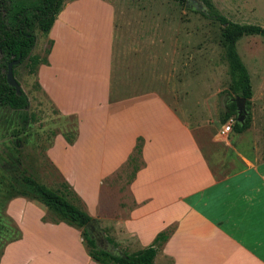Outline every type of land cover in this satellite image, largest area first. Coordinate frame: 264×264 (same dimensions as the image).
<instances>
[{
    "label": "crops",
    "instance_id": "0c3cea01",
    "mask_svg": "<svg viewBox=\"0 0 264 264\" xmlns=\"http://www.w3.org/2000/svg\"><path fill=\"white\" fill-rule=\"evenodd\" d=\"M129 31V21L105 0L67 2L48 33L49 65L39 70H53L55 86L69 87L73 107L60 94L57 110L91 135L73 163L89 166L85 182H105V207L91 216L108 245L128 254L173 227L153 264H264V92L260 106L251 99L249 128L223 130L212 139L223 144L211 148L158 92L111 97L116 54L148 46L143 61L162 62L147 28ZM173 55L167 49L171 67ZM37 74L41 90L52 95ZM25 199L20 234L6 244L0 264H99L81 228L43 221L45 211L32 215Z\"/></svg>",
    "mask_w": 264,
    "mask_h": 264
},
{
    "label": "rangeland",
    "instance_id": "374dc122",
    "mask_svg": "<svg viewBox=\"0 0 264 264\" xmlns=\"http://www.w3.org/2000/svg\"><path fill=\"white\" fill-rule=\"evenodd\" d=\"M70 1L73 0H65L64 4ZM209 1L233 22L264 28V0ZM105 2L118 17L129 21L132 32H127L128 35L135 36L137 30L141 32L147 28L152 38H157L151 48L157 49L162 61L157 65L143 61L148 57L145 55L150 51L148 46L140 45L138 49H124L121 55L116 54L111 97L118 99L137 93L158 92L178 110L197 138L202 133L211 148L215 145L221 147L220 140L214 142L212 139L219 137L225 129L228 122L224 121L226 105L235 94L225 59L223 28L205 15L208 7L204 0H187L185 4L173 0ZM36 35L32 58L17 67L15 76L29 97L30 107L24 113L8 106L0 107V257L6 244L20 234L17 218L21 220L23 213L26 214L27 197L20 196L23 195V177L29 176L47 185L89 215L97 214L105 207V182H85L84 174L89 166L83 159L82 165L73 164L84 152L81 143L90 140L91 135L80 132L71 116L63 120L59 114L60 101L55 102V97L59 98L61 94L64 97L62 104L70 107L72 95L69 98L70 94L66 93L69 87L60 89L55 86L53 70L39 71L51 39L48 40V33L42 31L39 24ZM167 49L174 53L172 67L165 59ZM236 49L251 76L254 101L260 106L264 92V37L244 36L237 42ZM38 72L52 95L41 90ZM27 199L32 215L45 211L43 221L44 218L55 220L46 206L30 197ZM102 237L105 239L104 233ZM108 247L116 249L113 245Z\"/></svg>",
    "mask_w": 264,
    "mask_h": 264
},
{
    "label": "trees",
    "instance_id": "16d2710c",
    "mask_svg": "<svg viewBox=\"0 0 264 264\" xmlns=\"http://www.w3.org/2000/svg\"><path fill=\"white\" fill-rule=\"evenodd\" d=\"M65 0H0V107L8 106L12 110L24 113L30 107L28 95L21 89H16L7 82L8 64L20 59L18 65L14 66V75L17 67L32 56V51L37 42L36 27L49 33L57 16L64 6ZM185 4L187 0H173ZM208 7L207 17L219 22L223 28L222 37L225 43V59L228 62L231 88L235 98L228 102L224 114V121L235 119L232 131L244 132L251 125V99L253 89L249 71L237 52V42L248 35H260L264 37V28L256 24H242L229 20L220 14L209 0H204ZM53 41L48 42L45 57L42 59L44 65H49L48 56L51 53ZM32 58V57H31ZM37 62V61H36ZM237 98L246 100L247 116L243 122L238 121ZM20 195L32 198L40 202L52 212L55 220L51 222L65 221L71 225L83 228L82 237L88 253L92 259L99 264H153L157 249L161 248L173 232V227L160 232L153 245L136 253L128 254L118 250H104L96 244L92 237L90 225H95L102 232L96 219L89 215L77 205L70 202L47 185L38 180L26 176L22 179ZM109 244H112L109 241Z\"/></svg>",
    "mask_w": 264,
    "mask_h": 264
},
{
    "label": "water",
    "instance_id": "95a60500",
    "mask_svg": "<svg viewBox=\"0 0 264 264\" xmlns=\"http://www.w3.org/2000/svg\"><path fill=\"white\" fill-rule=\"evenodd\" d=\"M20 62V59L14 60L8 64V70H7V82L10 86L14 87L16 91L19 93L21 91V85L17 81L15 75H14V66L18 65ZM237 110H238V121L243 122L247 116V110H246V100L244 98H237ZM90 231L92 233V237L95 239L96 244L104 250L112 251L114 252V249H110L108 246L107 241L102 237V232H98L96 230L95 225H90Z\"/></svg>",
    "mask_w": 264,
    "mask_h": 264
},
{
    "label": "built area",
    "instance_id": "2783aa9c",
    "mask_svg": "<svg viewBox=\"0 0 264 264\" xmlns=\"http://www.w3.org/2000/svg\"><path fill=\"white\" fill-rule=\"evenodd\" d=\"M235 123L234 118H230L226 124V127L224 129L225 132H229L232 129L233 124Z\"/></svg>",
    "mask_w": 264,
    "mask_h": 264
}]
</instances>
